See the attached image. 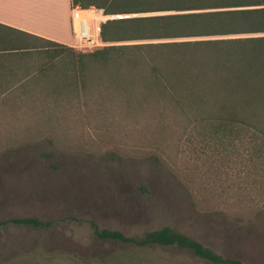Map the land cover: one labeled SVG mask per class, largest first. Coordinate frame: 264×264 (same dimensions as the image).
<instances>
[{
  "label": "rangeland",
  "instance_id": "rangeland-1",
  "mask_svg": "<svg viewBox=\"0 0 264 264\" xmlns=\"http://www.w3.org/2000/svg\"><path fill=\"white\" fill-rule=\"evenodd\" d=\"M106 17L96 12L93 26ZM133 43L141 42L98 39L86 51ZM35 56L34 67L44 60ZM27 83L0 102V222L57 223L0 227V264H102L120 255L123 264H208L176 248L100 242L89 222L127 237L170 227L224 258L264 264L262 179L234 178L194 132L132 129L113 113L86 111L83 100L95 95H58L49 79Z\"/></svg>",
  "mask_w": 264,
  "mask_h": 264
},
{
  "label": "trees",
  "instance_id": "trees-1",
  "mask_svg": "<svg viewBox=\"0 0 264 264\" xmlns=\"http://www.w3.org/2000/svg\"><path fill=\"white\" fill-rule=\"evenodd\" d=\"M71 7L109 16L96 22L101 42L141 43L82 52L42 39L30 47L35 38L20 32V48L8 49L20 51V66L30 50L44 59L27 74L31 80L49 79L58 95H95L83 100L86 111L113 113L132 129L194 132L202 151L234 178L264 181V0H71ZM63 107L73 109L72 102ZM10 223L50 229L57 222L15 218L0 227ZM89 226L98 241L135 251L176 248L208 264H243L170 227L127 237Z\"/></svg>",
  "mask_w": 264,
  "mask_h": 264
},
{
  "label": "crops",
  "instance_id": "crops-1",
  "mask_svg": "<svg viewBox=\"0 0 264 264\" xmlns=\"http://www.w3.org/2000/svg\"><path fill=\"white\" fill-rule=\"evenodd\" d=\"M72 19L71 0H0V102L11 88L28 85L27 74L34 70L37 50H30V59L21 66L20 51H8L20 48V32L35 38H29L30 47L39 39L76 47Z\"/></svg>",
  "mask_w": 264,
  "mask_h": 264
},
{
  "label": "built area",
  "instance_id": "built-area-1",
  "mask_svg": "<svg viewBox=\"0 0 264 264\" xmlns=\"http://www.w3.org/2000/svg\"><path fill=\"white\" fill-rule=\"evenodd\" d=\"M95 13L96 12L91 9L82 10L77 7L72 8V33L74 39L79 44L77 47L80 50L86 51L87 48L98 44L97 25L93 26L96 19ZM106 18L108 19L109 16Z\"/></svg>",
  "mask_w": 264,
  "mask_h": 264
}]
</instances>
